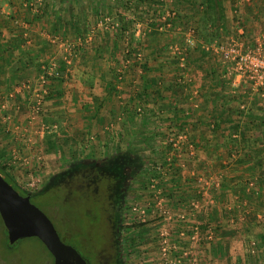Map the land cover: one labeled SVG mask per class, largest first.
Returning <instances> with one entry per match:
<instances>
[{
	"label": "crops",
	"instance_id": "0c3cea01",
	"mask_svg": "<svg viewBox=\"0 0 264 264\" xmlns=\"http://www.w3.org/2000/svg\"><path fill=\"white\" fill-rule=\"evenodd\" d=\"M29 1L32 0H0V117L11 119L10 127L16 133L22 127L23 135L29 136L24 150L37 151L39 139H44L50 151L59 142L67 145L73 136L77 137L75 142L89 135L102 136L105 145L112 138H121L127 131L126 126L140 128L154 123L155 130L160 129V122L167 127L182 126L188 132L189 143L198 147L197 156L208 160L204 164L210 165L211 173L217 166L222 169L217 168L216 173L226 174L222 188L216 189V194L215 190L211 191L216 200L214 206L209 209L206 208L209 204H204L195 215L186 212V225L192 228L201 224L203 230L205 226L200 221L205 218L206 224L213 219L223 220L219 209L232 216V204H227V199L234 200V149L224 147L222 142L230 136L234 125L228 120L236 110L245 107L239 99L234 100V95L246 91L244 87L235 89L238 87H234L235 74L228 72V64L219 55L206 49L209 43L201 42L199 37L198 45L202 44L207 54L199 52L197 45V51L188 57L187 67L180 68L176 58L164 52L170 43L168 39L175 36L160 31L171 27L160 24L157 17L154 24L150 22V31L145 24L148 34L154 30H160L159 33L146 35V29H141L145 26L137 17L132 23L126 19L124 0H56L51 4L42 0L36 8ZM226 1L225 16L228 17L230 0ZM135 4L138 14L149 10L139 0ZM190 9L186 11L192 15L194 24V12ZM97 12L105 14L96 17ZM123 26L135 33L133 40L141 44L137 55L144 52V58L141 54L133 60L125 55L127 36L115 38L117 29ZM191 29L195 27L187 31ZM188 32L181 36L187 38ZM53 64L59 72L64 68L69 80H51L50 94L41 111L37 116L32 115L28 110L30 101L34 92L42 89L40 79L45 69ZM251 105L248 107L252 108ZM137 110L136 118L134 111ZM138 130L135 131L139 133ZM184 131L176 130L169 135H186ZM48 133H58L67 140L56 135V143L50 147L51 139L45 140ZM211 158L215 162H210ZM170 166L174 172L187 173L185 167L177 170L176 165ZM173 183L180 182L175 179ZM181 185L192 188L191 183ZM194 195L199 197L196 188L191 193L187 190L185 196L191 199Z\"/></svg>",
	"mask_w": 264,
	"mask_h": 264
},
{
	"label": "rangeland",
	"instance_id": "374dc122",
	"mask_svg": "<svg viewBox=\"0 0 264 264\" xmlns=\"http://www.w3.org/2000/svg\"><path fill=\"white\" fill-rule=\"evenodd\" d=\"M54 1L56 0H47L46 3L51 4ZM195 1L196 3L200 2V0ZM251 1H229L230 3L227 17V28L225 29V33L222 34L221 40H225L226 38L228 40V37L234 39L239 38V31L242 29L245 34L243 35V38L247 46L251 50L255 51L259 46H262V48L264 49V0ZM165 3H169L170 5V2L167 3V1H165ZM233 5L237 8V14L234 12L235 7ZM131 6V9L127 10L126 16L128 17H126V19H128L129 22L132 23L134 20H136L137 17L139 22L143 23V25L145 26L144 28H141L142 31H144V29L148 27V30L150 31V29H152V24H154L152 22L159 16V13L161 11H157L155 7L151 9V12L153 13H149L147 10L142 11L138 14L135 1L131 2ZM167 10L168 9H166V11ZM190 11L194 12V9L191 8ZM184 13L187 14L186 9L182 10V16H177V19L174 20V25L173 27H171V29L166 28V30L163 31L159 30L162 34L168 33L175 36L172 39H168L170 40V43L167 44V49L166 51L164 50V52H166L167 54L171 53L176 58L178 62L177 64H179L180 68H185V66L187 67V61L184 63V66H182L180 64V61H178L179 59L172 53V49H170L169 46H173L175 44L185 46L186 38L185 35L184 37L181 36V33L188 32L187 30L191 27H197V25L192 24V15H190L191 18L188 19L184 17ZM106 15L110 16L107 13ZM151 16L152 22L150 21ZM235 16L238 19H234ZM157 19H159V17ZM143 20H145V22ZM150 22L152 24H150ZM145 23H147L148 27ZM127 25L130 24L128 23ZM148 30L146 29V35L148 34ZM130 31L133 32L132 29H130ZM154 31L155 33H159L158 30ZM154 31H152V33H154ZM152 33H149L148 35H151ZM132 35L134 36L135 33L133 32ZM196 37V42L198 45V33H196ZM129 38L130 35L128 37V40H126L127 43L130 42ZM195 51H197V47L189 49L188 57L191 55V52ZM143 53L141 52V58H144ZM134 55L131 56L133 60H135ZM234 74L236 76L234 77V87L238 86L235 89L244 87L246 94H250V91L253 90V93L251 92L248 97V102H243L242 98L238 101L241 102L240 105L247 107L246 110H252L253 115L257 118L256 122H252L248 125L251 132L250 136L263 139L264 80L259 79L260 81L262 80V83H260L258 82L257 78L245 77L241 79L236 72H234ZM64 79L69 80L68 77H65ZM65 80L63 82H65ZM243 81L245 82L241 84V82ZM246 94L244 93L243 96L245 97ZM248 105H251L252 108L248 107ZM239 109L242 110L243 108L240 107ZM28 110L31 111L32 115L37 116L39 114L33 112L30 104ZM134 112L136 114L134 115V117L137 118V114H139V112L138 110ZM5 118L6 117L4 116L0 117V155L8 164H13L17 167V169H15V172L19 179L29 180L30 183L34 180L36 181V176L42 175L44 171L51 166V164L57 162L67 154H74L79 152L86 153L108 146H110L111 149V147H113L114 145L116 146V144L120 142L125 143L126 141L128 142V140H133L136 138H139L142 141V143L152 154L155 166L139 189L137 200L135 202V210L133 212L134 214H137L138 220H140V222L145 221V227L142 231L140 230L139 233H137L139 254L136 259L140 262L142 261V264H174L173 262L177 260V257L181 258L184 251L187 250L192 251L191 254L193 259L195 260V264H264L263 141L260 140L259 142V146L262 144L263 154H258L256 152L255 148H257V146H254L255 152L251 150V148L248 147L249 145H246L245 143L235 147L233 193L234 200L230 201V197L227 199V204H232L231 206L233 208V215L230 216L226 213V211L222 210L223 212H221V209H219V213H221L224 217L223 220L219 221L213 219L206 224L205 218L200 222H203L204 225L202 226L207 225L208 228L206 230H202L200 228L201 224L193 225L192 228L190 226L188 227V223L185 222L187 219V214L185 213L190 211V215H195L202 209L204 204H209L206 206V208L209 209L214 206L215 203L213 202H215L216 200L211 195L213 193L216 194V189L219 190L222 188V182L225 180L224 176L226 174L222 176L221 172L216 173L217 171L222 169L217 166H214V173H211L210 170L212 169H210V165L206 166L204 164V162H207L208 160L200 159L201 157L197 156V152L195 153V155L190 154L189 151L191 144L189 142H181L180 144L178 143V147H174V145H172L173 150H169V144H174V141L178 139V136L181 135V132L179 133L180 135H176V137H172L169 134L175 132L176 130H182V126L167 127L162 124V122H160L161 125H159V130L154 129V123H152V126L140 125V128H135L134 126L135 129L126 126L125 129L127 131L121 138H112L111 141L108 142V144L105 143V145H103L104 143H102V136L97 138L94 137V135H89L85 138L83 137L82 141L77 142H75V139L77 137L73 136L69 138V143L67 145L63 144V142H59L56 149L52 148V150L50 149V151H48L47 144L44 139H39L37 140L39 143H36V148L38 150L36 151L35 149H33V151L28 152L24 149L28 147L29 141L27 140L29 139V136L23 135L25 131L22 130V127L20 128L21 131H17V133L13 131L12 127H10L12 122L11 119L9 120ZM141 127H144L145 130L149 131V133L148 131L141 129ZM137 129H139V133L135 131ZM172 129H175V131H172ZM145 133H147L148 135H146ZM56 135L59 138L60 136H62L58 133H48L45 135V140L48 137L51 139V147H53V142L56 141L54 139L56 138ZM71 138H73L74 140ZM171 139H173L174 141H172ZM61 140H67V138L65 137L64 139L62 136ZM194 143L198 144L197 142ZM192 146L196 151L198 147L194 144ZM240 158L244 159V161L242 164H237V160H239ZM210 162H215V159L211 158ZM257 162L259 163V165L255 164ZM171 164L176 165L177 167L175 166V168L177 170L185 167L187 173L181 174L179 172H174L175 169H172V167L170 166ZM160 166L164 167V169L161 167L162 171H158V167ZM170 168L172 169V171L170 170ZM217 168H219V170H216ZM41 169L44 171H42ZM177 175H179V177ZM154 179L160 180V185H158V188H162L163 190V194L161 195L163 199V203L161 205V207L163 208L162 210H160V208H157V204L159 201L156 200L155 189H153L152 187V181ZM175 179L180 183H173ZM193 180L195 183H193ZM217 182L220 183L219 188L215 187V184ZM183 183H191L192 188L187 189V186L185 185L184 187H182L183 185L181 184ZM172 186L177 187L175 189H172ZM243 187H245V192L243 191ZM194 188H196L199 197L194 195V197H191V199H189L187 196H185L186 191L188 190L191 193L193 192ZM212 190L215 191L211 193ZM184 209L185 212H183ZM203 212H205V210ZM196 226L197 229H195ZM192 230L194 231V234H191ZM182 233H184V235H182ZM209 236H212L211 240L208 239ZM189 243H192V245L195 244V246H192ZM174 247L177 248L174 250ZM198 248H200L199 250H201L200 254L198 253ZM182 260L184 261L183 263L186 264L185 261L187 259L182 258Z\"/></svg>",
	"mask_w": 264,
	"mask_h": 264
},
{
	"label": "flooded vegetation",
	"instance_id": "af4514ba",
	"mask_svg": "<svg viewBox=\"0 0 264 264\" xmlns=\"http://www.w3.org/2000/svg\"><path fill=\"white\" fill-rule=\"evenodd\" d=\"M153 167V156L139 138L67 154L31 183L19 179L17 167L0 155L2 178L48 217L63 244L87 264H142L136 259L137 233L145 221L133 212ZM56 262L40 237L12 234L0 211V264Z\"/></svg>",
	"mask_w": 264,
	"mask_h": 264
},
{
	"label": "trees",
	"instance_id": "16d2710c",
	"mask_svg": "<svg viewBox=\"0 0 264 264\" xmlns=\"http://www.w3.org/2000/svg\"><path fill=\"white\" fill-rule=\"evenodd\" d=\"M132 1H137V0H124L125 2V10L131 9V2ZM251 1V0H250ZM232 2H235V0H232ZM252 2V1H251ZM250 2V5H251ZM139 3H144L148 5V12L151 13V9L156 7L157 11H161L159 13V17L164 15L166 9H174L175 13H176V17L173 20L177 19V16L180 17L181 12L183 9H187L189 8V6L194 9V24L197 25V27H195V31L196 33L199 34L200 40L201 42L204 41L205 43H211L214 41H219L222 39V34L225 32V29L227 28V17L225 16V9H226V0H200V2H197L195 0H173L172 3L166 4L165 0H139ZM164 3V4H163ZM169 5V6H168ZM249 5V4H248ZM181 7V8H180ZM235 7V6H234ZM160 9V10H159ZM165 11H164V10ZM182 9V10H180ZM163 10V11H162ZM234 12L237 14V8L235 7ZM103 14V12H97L96 17H100ZM184 17L186 18H190L191 16H189L188 14L184 13ZM237 18L236 16L234 17V19ZM238 19V18H237ZM172 20V23L174 25V21ZM177 22V21H175ZM240 26V24H239ZM130 32V33H129ZM130 35V42L127 43V45L125 46V55H127V57L130 56H135V58H139L137 55V52L139 51V49L141 48L139 44V42L134 41L133 40V36L131 34V31L129 29L128 26H123L120 27L119 29H117L116 34H115V38L116 39H122V37H126L127 39ZM245 35V34H244ZM202 44L198 45V49L199 52H201L202 54H207V52L205 50L202 49ZM140 53V52H139ZM66 76H65V69L62 68V71H60V75L55 77L52 80H57V81H64ZM249 89V88H247ZM246 94V93H245ZM251 94V92H250ZM249 93H247L245 95V98L243 100V102H248L249 99ZM241 93H237L234 95V100L236 99H241L242 98ZM246 106L244 107V109L242 110H237L236 112H234V117L232 115L231 119L228 120L229 122H231V124L234 125L232 126L231 132L229 133V137H227L224 142H222V145L224 147L227 146H234V151H235V147L239 146L243 143H245L246 145H249L248 147L251 148V150H254V146H257L256 152L258 154H263L262 153V144L259 146V142L260 140L264 142V138L260 139L254 136H250V128H249V124L252 122H256V116L253 115V111L252 110H246ZM252 111V112H251ZM251 112V113H250ZM230 117V115H228ZM183 132L184 129L182 128V130H180V132ZM184 133L187 135L188 132L184 131ZM234 136V137H233ZM264 136V133H263ZM193 143V142H192ZM54 145V144H53ZM52 145V146H53ZM173 144H169L170 149L169 150H173ZM264 145V143H263ZM50 146V145H49ZM51 147V146H50ZM231 147V148H232ZM251 154V153H250ZM261 157V155H260ZM244 161V159L240 158L239 160H237V164H242ZM257 165H259V163H255ZM245 187H243V191H244ZM245 192V191H244ZM140 229L141 231L143 230V228L145 227L144 223L140 224ZM203 229H207V225H205V228Z\"/></svg>",
	"mask_w": 264,
	"mask_h": 264
},
{
	"label": "built area",
	"instance_id": "2783aa9c",
	"mask_svg": "<svg viewBox=\"0 0 264 264\" xmlns=\"http://www.w3.org/2000/svg\"><path fill=\"white\" fill-rule=\"evenodd\" d=\"M170 3L173 2V0H165ZM29 5L33 8H36L37 5L42 4V0H32L29 1ZM169 4V3H168ZM166 14L162 16H158V22L163 24V26L166 24L168 28L173 26L172 20L176 17V13L174 9H168L165 11ZM152 22V20H150ZM162 29V28H161ZM240 37L237 39L234 38H229L223 39L220 41H215L212 44H209L206 46V49L210 52H213L214 54H217L221 57L224 63L228 64L229 70L228 72L234 73L236 72L240 78H257L258 82L262 83L261 81L264 80V49L262 46H259L257 50H251L244 38V32L241 29L239 31ZM196 31L195 29H191L188 32L187 38H186V45L181 46L178 44H175L174 46L171 47L172 53L177 56V58L180 61V64L184 66V63L187 61L188 57V50L193 49L197 46V40H196ZM141 54H139L138 57ZM60 72L57 70V65L53 64L50 67L45 69L44 75L41 76L40 82L42 84V89L35 91L34 96L32 97V100L30 102L31 109L33 112L39 113L45 99L47 96L50 94V84L51 80L54 79L55 77L59 76ZM259 79H262L261 81ZM174 141V140H172ZM183 143V142H189L188 141V136L187 135H181L178 137L177 140L174 141V147H178V143ZM190 154L195 155L196 151L194 150L193 146H190ZM164 169L163 166L158 167V171H162V168ZM153 189H155V195H156V200L159 201L157 204V208L162 210L163 208L161 207L162 205V197L161 195L163 194L162 188L159 189L158 185H160V180L154 179L152 181ZM214 183V182H213ZM208 184V183H207ZM215 187L219 188L220 183L217 182L215 184ZM194 204V203H193ZM196 205V204H195ZM197 229V228H196ZM184 235V234H182ZM208 239H212V236H209ZM177 247H174L173 249L175 250ZM192 251L187 250L184 251L183 256L180 258L177 257V260L173 262L174 264H184L182 258L187 259L185 261L186 264H195V260L192 257ZM192 259V260H191Z\"/></svg>",
	"mask_w": 264,
	"mask_h": 264
},
{
	"label": "water",
	"instance_id": "95a60500",
	"mask_svg": "<svg viewBox=\"0 0 264 264\" xmlns=\"http://www.w3.org/2000/svg\"><path fill=\"white\" fill-rule=\"evenodd\" d=\"M0 211L11 233L38 236L57 256L56 264H87L76 249L61 241L48 217L21 197L0 175Z\"/></svg>",
	"mask_w": 264,
	"mask_h": 264
}]
</instances>
